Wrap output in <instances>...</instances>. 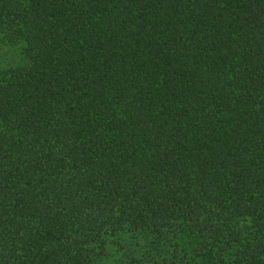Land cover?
Returning <instances> with one entry per match:
<instances>
[{
    "label": "trees",
    "instance_id": "16d2710c",
    "mask_svg": "<svg viewBox=\"0 0 264 264\" xmlns=\"http://www.w3.org/2000/svg\"><path fill=\"white\" fill-rule=\"evenodd\" d=\"M0 264H264V0H0Z\"/></svg>",
    "mask_w": 264,
    "mask_h": 264
},
{
    "label": "rangeland",
    "instance_id": "374dc122",
    "mask_svg": "<svg viewBox=\"0 0 264 264\" xmlns=\"http://www.w3.org/2000/svg\"><path fill=\"white\" fill-rule=\"evenodd\" d=\"M15 51L10 47H0V65H5L12 62V59L16 58Z\"/></svg>",
    "mask_w": 264,
    "mask_h": 264
}]
</instances>
